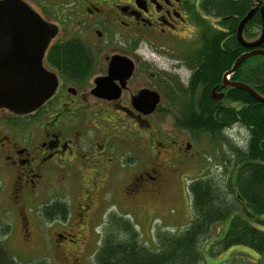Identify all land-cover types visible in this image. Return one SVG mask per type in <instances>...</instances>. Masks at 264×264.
Returning a JSON list of instances; mask_svg holds the SVG:
<instances>
[{"label": "flooded vegetation", "instance_id": "1", "mask_svg": "<svg viewBox=\"0 0 264 264\" xmlns=\"http://www.w3.org/2000/svg\"><path fill=\"white\" fill-rule=\"evenodd\" d=\"M21 1L54 32L42 65L57 80L53 94L30 112L0 108V168L12 178L15 201L30 200L21 211L26 230L30 218L54 223L71 215L68 200L39 194L43 177L55 171L74 188L94 185L79 206L85 216L95 206L89 201L101 199L115 177L133 200L158 193L163 151H178L172 131L181 126L210 136L179 125L203 102L204 87L193 82L201 28L211 21L202 0ZM72 44L86 52L81 69L66 63ZM228 87L222 77L209 93L220 107L230 103ZM213 89L224 96L214 97ZM190 146L182 149L190 153ZM58 206L62 214L48 218L47 209Z\"/></svg>", "mask_w": 264, "mask_h": 264}, {"label": "trees", "instance_id": "2", "mask_svg": "<svg viewBox=\"0 0 264 264\" xmlns=\"http://www.w3.org/2000/svg\"><path fill=\"white\" fill-rule=\"evenodd\" d=\"M211 21L202 26L201 44L195 55L199 66L193 82L204 87L201 114L192 112L189 121L179 123L193 131H205L216 142L227 141L235 126L247 131L244 145L231 142V154L223 161L219 178L197 176L188 185L192 195L193 219L183 229L157 230L158 245L142 242L135 227L120 216L109 220L103 240L94 255L95 264H203L208 254L221 255L228 249L231 264H264V102L237 87H228L225 107L214 103L209 93L221 82L223 74L249 48L237 37L241 19L264 0H202ZM216 19V22L213 20ZM262 28L260 9L245 24L243 35L256 39ZM264 48V42L261 45ZM72 68L86 65V52L72 44L65 50ZM232 79L249 83L264 95V54L245 59ZM234 104V105H231ZM47 209L53 217L63 211ZM62 214V213H61ZM111 225V226H110ZM113 225L129 237L116 239ZM0 264H21L0 244ZM27 264H48L47 260Z\"/></svg>", "mask_w": 264, "mask_h": 264}, {"label": "rangeland", "instance_id": "3", "mask_svg": "<svg viewBox=\"0 0 264 264\" xmlns=\"http://www.w3.org/2000/svg\"><path fill=\"white\" fill-rule=\"evenodd\" d=\"M161 59L166 60L165 57ZM2 119L1 115L0 121ZM167 124L168 119H164L163 127ZM247 134L237 125L226 132L228 142H216L206 134L192 135L185 128L176 127L172 135L177 140L178 151H163L164 170L158 178L157 195L144 193L133 200L115 177L113 184L102 189L104 195L101 197L100 194L101 199L94 196L92 202L89 201V205L94 203L95 206L86 216L80 213L79 206L86 199L84 195L94 191V185L88 182L74 188L70 180L61 181L59 171L47 174L40 183V196L66 199L71 202L72 212L68 219L61 218L54 223L44 218H30L28 231L27 218L21 211L30 204V200L22 197L15 201L12 178L0 168V244L21 264L41 260H47L48 264H95L94 255L103 240L104 227L113 216H120L135 227L142 242L156 248L157 230L176 232L193 219L192 195L188 188L190 181L201 175L219 179L224 172V157L231 154L229 144L244 145ZM187 141L191 143L190 153L182 149ZM168 154H171V159ZM39 202L32 203L35 206L32 212L36 211ZM110 231L116 239L129 238L118 225H113ZM60 232L68 236L62 237ZM234 248L217 256L208 254L203 264H231L229 253Z\"/></svg>", "mask_w": 264, "mask_h": 264}, {"label": "water", "instance_id": "4", "mask_svg": "<svg viewBox=\"0 0 264 264\" xmlns=\"http://www.w3.org/2000/svg\"><path fill=\"white\" fill-rule=\"evenodd\" d=\"M259 9L262 15L261 33L256 39L247 40L243 35L244 26ZM48 30L38 14L21 0H0V108L15 113L30 112L53 94L56 77L42 65L49 38L54 34ZM237 37L249 50L242 53L224 73L223 82L244 89L264 102V95L255 87L229 77L248 57L264 54L261 47L264 42V4L253 7L241 19ZM213 96L222 98L224 93L215 96L213 89Z\"/></svg>", "mask_w": 264, "mask_h": 264}]
</instances>
